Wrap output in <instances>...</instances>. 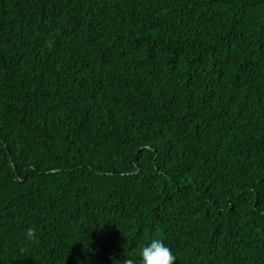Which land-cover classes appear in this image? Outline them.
Returning <instances> with one entry per match:
<instances>
[{"label":"trees","instance_id":"obj_1","mask_svg":"<svg viewBox=\"0 0 264 264\" xmlns=\"http://www.w3.org/2000/svg\"><path fill=\"white\" fill-rule=\"evenodd\" d=\"M152 239L264 264V0H0V264Z\"/></svg>","mask_w":264,"mask_h":264},{"label":"clouds","instance_id":"obj_2","mask_svg":"<svg viewBox=\"0 0 264 264\" xmlns=\"http://www.w3.org/2000/svg\"><path fill=\"white\" fill-rule=\"evenodd\" d=\"M36 233V228L28 227L25 230L26 240L33 241L36 238ZM176 261L173 250L160 239H152L150 242L145 243L140 251L139 264H176ZM77 264H83V261L78 258ZM114 264H119V262L114 260ZM123 264H134V262L125 257Z\"/></svg>","mask_w":264,"mask_h":264}]
</instances>
